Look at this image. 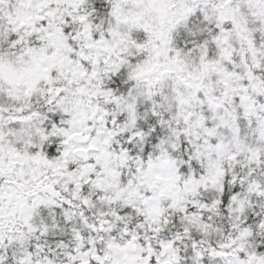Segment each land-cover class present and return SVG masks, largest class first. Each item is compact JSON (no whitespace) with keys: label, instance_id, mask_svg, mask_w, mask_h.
<instances>
[{"label":"snow or ice","instance_id":"6c2138e0","mask_svg":"<svg viewBox=\"0 0 264 264\" xmlns=\"http://www.w3.org/2000/svg\"><path fill=\"white\" fill-rule=\"evenodd\" d=\"M0 264H264V0H0Z\"/></svg>","mask_w":264,"mask_h":264}]
</instances>
